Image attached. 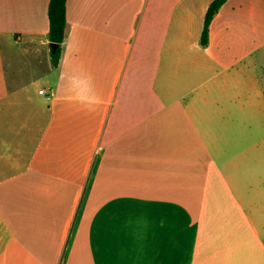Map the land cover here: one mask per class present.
I'll use <instances>...</instances> for the list:
<instances>
[{"label": "crops", "instance_id": "1", "mask_svg": "<svg viewBox=\"0 0 264 264\" xmlns=\"http://www.w3.org/2000/svg\"><path fill=\"white\" fill-rule=\"evenodd\" d=\"M212 1L68 0L54 66L0 0V264H264V0Z\"/></svg>", "mask_w": 264, "mask_h": 264}, {"label": "trees", "instance_id": "2", "mask_svg": "<svg viewBox=\"0 0 264 264\" xmlns=\"http://www.w3.org/2000/svg\"><path fill=\"white\" fill-rule=\"evenodd\" d=\"M67 1L68 0H50L48 6V18L50 23L49 40L56 46L51 49V59L54 66H58L65 41L67 20ZM227 0H213L207 10L204 26L201 34V44L206 46L209 42L210 24Z\"/></svg>", "mask_w": 264, "mask_h": 264}, {"label": "rangeland", "instance_id": "3", "mask_svg": "<svg viewBox=\"0 0 264 264\" xmlns=\"http://www.w3.org/2000/svg\"><path fill=\"white\" fill-rule=\"evenodd\" d=\"M261 64L264 66V60ZM253 162L255 163L253 166V172L250 170V164H247V176L242 178V182L245 184V192L250 197L252 196L253 191L254 193L261 191L262 193H260L262 195L264 194V153L259 156L258 151H256Z\"/></svg>", "mask_w": 264, "mask_h": 264}, {"label": "water", "instance_id": "4", "mask_svg": "<svg viewBox=\"0 0 264 264\" xmlns=\"http://www.w3.org/2000/svg\"><path fill=\"white\" fill-rule=\"evenodd\" d=\"M51 46H52V47H55V46H56V44H55V43H51Z\"/></svg>", "mask_w": 264, "mask_h": 264}, {"label": "built area", "instance_id": "5", "mask_svg": "<svg viewBox=\"0 0 264 264\" xmlns=\"http://www.w3.org/2000/svg\"><path fill=\"white\" fill-rule=\"evenodd\" d=\"M41 92L43 93V92H44V90H41ZM50 95H52V93H51Z\"/></svg>", "mask_w": 264, "mask_h": 264}]
</instances>
